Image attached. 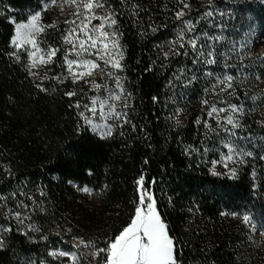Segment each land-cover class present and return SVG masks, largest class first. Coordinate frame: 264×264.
I'll use <instances>...</instances> for the list:
<instances>
[{"label":"trees","instance_id":"1","mask_svg":"<svg viewBox=\"0 0 264 264\" xmlns=\"http://www.w3.org/2000/svg\"><path fill=\"white\" fill-rule=\"evenodd\" d=\"M45 2L0 0V264H58L51 246L71 237L106 249L135 214L141 176L176 264H264V111L249 100L264 83L244 57L250 26L264 34V0H105L123 52L128 107L116 104L129 121L110 120V136L90 108L114 82L73 83L71 24ZM37 11L38 46L57 51L31 75L32 46L13 44V21ZM226 75L231 88L218 82ZM213 107L224 111L209 116Z\"/></svg>","mask_w":264,"mask_h":264},{"label":"snow or ice","instance_id":"2","mask_svg":"<svg viewBox=\"0 0 264 264\" xmlns=\"http://www.w3.org/2000/svg\"><path fill=\"white\" fill-rule=\"evenodd\" d=\"M65 3H72L77 5V11L75 15L79 19L83 15V19L77 24L76 20L66 21L74 25L70 28L65 36L64 42L70 44L71 48L69 52L65 55L64 59L67 64L69 73L72 75L73 83L77 82L79 79H83L86 75H91V69H96L100 67L102 62L106 68L110 67L112 71L107 72L109 77H114L116 80L117 88L120 92H110L106 99H100L98 97L93 98L91 101L92 107L90 111L93 115L96 114V105L100 106V119L102 120H113V121H123L124 123H129L127 120V113L118 109L117 101H125L122 105L123 108H127L126 103L127 96L123 94V89L120 84L121 77L115 75L117 70L122 71L123 66L120 61L123 59V52L119 45V40L115 32L111 33V36L107 31H105V26L112 28L116 24V20L112 18V14L109 13L106 17H96L94 15L93 9L96 7H102V3L94 4L92 0H87V2L82 4L84 13L80 12L81 5L77 4V0H63ZM183 4V8H187L188 5L183 3V0H179ZM51 4L55 5L56 0H51ZM49 3L45 2L42 5L43 10L49 8ZM183 8H181L177 13V18L184 14ZM211 13H209L210 15ZM41 11L35 12L31 15L26 23H15V37L13 39V44L19 48L25 44L31 45L32 50L28 51L29 57V73L31 75H36L33 69H37L40 65L47 64L51 61L52 57L56 54V49H50L46 53L43 52L38 46L36 40V35L44 30V26L40 24ZM99 19L100 27H90L92 20ZM86 21V22H85ZM187 27L190 30L192 28L191 22H186ZM81 33L83 34L81 36ZM183 31L178 34V39H183ZM18 42V43H17ZM177 41H173L175 44ZM193 47H195V40L189 41ZM69 55H74V59H69ZM167 55V54H165ZM203 56L204 53H201ZM212 56V53H208ZM91 57H95L92 59ZM19 59V57H17ZM39 60V63H37ZM207 63H215L214 59H208ZM73 66H76L82 71H73ZM47 79V76L44 77ZM67 77H65L66 79ZM232 77L225 76L222 80L218 82L225 85L227 88H231ZM96 88L100 85H96L92 82ZM38 87H40L38 85ZM41 90H44L41 88ZM68 96L75 95L74 92L66 93ZM155 99V98H154ZM207 103V101H205ZM78 106V105H77ZM107 107L108 111L105 112L104 109ZM180 110L178 109L177 112ZM224 111V109L217 110L215 107L209 112V116L213 112ZM231 111L233 113L241 112L242 108H238L236 105L231 106ZM85 119L92 123L91 119L85 117ZM179 123V120L176 121ZM227 122L232 124L234 127L238 124L234 123L233 117L228 116ZM96 128L100 130L101 136L112 134V125L105 124L102 128L97 125ZM232 151L231 149L229 150ZM228 159H232L229 155ZM90 174V173H89ZM138 191H139V204L136 207L135 214L131 219V222L119 232L109 243L107 248L97 249L96 254L99 255L100 252H105L107 259L105 264H176L174 258V242L173 239L168 235L167 226L161 219V216L156 208V201L154 195L144 187V177L141 176L137 181ZM83 192L90 193V189L84 187ZM19 215V214H17ZM245 221L248 217H244ZM64 255L65 253H60ZM55 255V253H53Z\"/></svg>","mask_w":264,"mask_h":264},{"label":"rangeland","instance_id":"3","mask_svg":"<svg viewBox=\"0 0 264 264\" xmlns=\"http://www.w3.org/2000/svg\"><path fill=\"white\" fill-rule=\"evenodd\" d=\"M87 2V0H77V4L81 5L80 12L84 13L85 10L82 7V4ZM94 4L96 3H102V7H96L93 9L94 15L96 17H106L109 14V11H107V5L105 0H92ZM49 4H51V0H49ZM56 7L63 12V15L67 18L68 21L76 20L77 24L80 23V20H82L84 17L81 15L79 19L75 15L77 11V5L72 3H65L63 0H56ZM86 22V21H85ZM71 27H74V25L71 24ZM90 27L99 28L100 27V20L94 19L92 20V24ZM105 31L109 33L111 36L112 32H116L115 25L112 28H108L105 26ZM253 33L251 36V40L249 42V46L245 51L244 58L245 59V65L248 68L247 76L251 74L259 81H262L264 83V71H262L259 66L263 67L264 70V34L259 31L256 27L253 25L250 26V29L248 33ZM83 34L81 33V36ZM118 37V35H117ZM92 59H95V57H91ZM254 58H260V63H257L258 60H253ZM100 63V67L96 69H91V75H86L83 79L86 80H93L98 76H108L107 72L112 71L110 67L106 68L105 65L102 62ZM83 69H79L76 66H73V71H82ZM120 70H117L115 75L119 76ZM114 84L109 88V91L105 95V97H99L100 99H106L109 96L110 92H120V89L117 88L116 80L114 77H109ZM96 84V83H95ZM95 87V86H94ZM249 100L251 103L256 106L260 111H264V87H260V90H252L249 94ZM119 102V101H117ZM116 103V102H115ZM97 111L96 114L100 115V106L99 104L96 105ZM105 112L108 111L107 107L104 109ZM105 124L111 125L110 120H104L102 124L99 126L102 128ZM97 132L101 133L100 130L96 128ZM264 238H262L263 241ZM68 243H65L63 245H60L58 243H54L51 246V255L54 262L58 264H105V261L107 259L106 253L97 255L96 249L89 245L82 240L71 237L67 239ZM55 253V255H53ZM60 253H65L64 255H61Z\"/></svg>","mask_w":264,"mask_h":264}]
</instances>
